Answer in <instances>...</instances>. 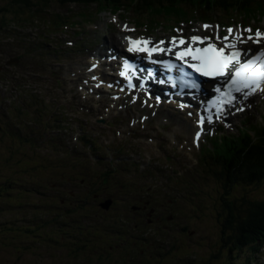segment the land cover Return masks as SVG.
Wrapping results in <instances>:
<instances>
[{
  "label": "snow or ice",
  "instance_id": "snow-or-ice-1",
  "mask_svg": "<svg viewBox=\"0 0 264 264\" xmlns=\"http://www.w3.org/2000/svg\"><path fill=\"white\" fill-rule=\"evenodd\" d=\"M205 27H207V26H205ZM228 31H229V34L232 33V29H229ZM246 31L250 32L251 30H246ZM262 37H264V33H262L260 30H257L255 32V39L251 35H249L247 37V39L253 40V42H259V40ZM205 39H207V38H200V37H196V36L191 37V41L193 43H196V42L203 43ZM227 39H228V37H224V40H227ZM236 39H240V34H237ZM129 43H130V45L131 44L139 45L142 43L147 44L148 41H131L130 40ZM161 43H163V41H161ZM172 43L175 46V44H176L175 38H173ZM179 43L184 44L185 41L181 39L179 41ZM225 48L235 49V44L234 43L233 44H225L224 47H221L219 49H217L214 44H209L205 48H195V49H193L191 46H189L183 52H177L176 58L183 60L185 56H191L193 60H198L200 62L199 66L197 64H190L189 65L190 67L195 69V71H198V72L202 71L204 75H212V74L223 75L225 69L228 67V65L230 63H232L233 61L239 63V57L241 55V52L239 50H235V51H232L228 54H225ZM132 50H133V48L129 47V51H132ZM137 50L143 51L144 49L140 48ZM155 50L156 49H152L151 51H155ZM159 50L171 52V48H169V49L161 48ZM151 51L149 52V54H151ZM255 62H260L261 66H262V70L259 74H257L254 71L253 75L250 79H251V83L255 84L256 87H259V81L264 80V51H261L258 55L254 56L247 63L241 64L240 69L237 70V72L235 73V76H240L241 70L251 69ZM232 83L233 84L236 83L235 79H233ZM244 86L248 87L249 85L245 84ZM236 90L239 91L240 89L237 88ZM254 90L255 89H253V91ZM221 95H223V93ZM217 111L220 112V111H222V109L218 108ZM203 120H204V118L201 117V123H203ZM208 120H209V122H211V117H208ZM198 136H199V133H197V137Z\"/></svg>",
  "mask_w": 264,
  "mask_h": 264
},
{
  "label": "rangeland",
  "instance_id": "rangeland-1",
  "mask_svg": "<svg viewBox=\"0 0 264 264\" xmlns=\"http://www.w3.org/2000/svg\"><path fill=\"white\" fill-rule=\"evenodd\" d=\"M52 1L58 6H60L62 3V1H60V0H52ZM118 1L119 0H115V5H118ZM74 5L79 9H88V7L82 8L81 6H78L77 4H74ZM89 7L92 10L96 8L95 4H92ZM100 8H101V10L102 9L104 10L103 13L102 12L100 13V16H102V14H109L108 16L113 15L111 9L109 8V6H106V4H105V6H104V4H101ZM212 8L215 9L214 7H212ZM20 10H21V8H20ZM163 11H164L163 9L157 8V12L155 14L160 15L161 13H163ZM119 13L121 14L122 11H119L118 13H114V15L112 17H109V18L110 19L114 18V16L118 17L117 18L118 22H116L117 24H120V23L122 24L123 23L122 21H128V26L129 25L134 26L135 23L139 24V22L149 25L148 20L143 21V20H140L139 18H136L134 20L133 18H130V17L128 18V20H126L125 18H121L120 15H118ZM126 15H127V13L125 12L124 16H126ZM160 18L163 19L164 23L162 24V26L164 27V25L167 26L169 24V21L172 18V16H169L167 18L164 15H162ZM137 26H139V25H137ZM170 28H171V26H170ZM120 130H121V135H124L123 128H121ZM207 182H212L211 187L200 188L199 189L200 192L198 193V196L204 202V207L202 209L203 216L209 221L217 220L219 218V215L223 217L226 213V210H227V208L225 210L223 209L225 206H228V208H231L230 203L229 204L223 203L224 199H226L227 197H230L229 193L233 194L234 196H238V197L247 193L246 187H243L241 184H233V185L229 184L228 185V184H224L222 182L214 181V179H212L211 177H209L207 179ZM213 188H215L217 190L216 194H212ZM211 189H212V191H210ZM213 228L214 229L216 228L215 223H213ZM218 229H219V227L216 230H218ZM193 248L194 249L200 248V246L196 243V241L193 242ZM209 248H211L210 245H209ZM40 249H42V248H40ZM220 250H223V249H220ZM121 259L126 260V258H121ZM72 260L73 259L70 258L69 262ZM115 260H116V258H114L111 255L108 258V264H114ZM204 260H206V259H204ZM60 262H61L60 259L54 258V259H50L48 262H45L43 264H57ZM92 264H98V261L94 260Z\"/></svg>",
  "mask_w": 264,
  "mask_h": 264
},
{
  "label": "bare ground",
  "instance_id": "bare-ground-1",
  "mask_svg": "<svg viewBox=\"0 0 264 264\" xmlns=\"http://www.w3.org/2000/svg\"><path fill=\"white\" fill-rule=\"evenodd\" d=\"M80 1H81V0H80ZM80 1H78V2L74 1V4H77L78 6H81L82 8L88 7V5H86V4H81L82 2H80ZM149 2L152 3V4H155V0H152V1L149 0ZM81 10L87 11L88 9H81ZM33 13H34V12H33ZM37 23L40 24L41 26L44 25V22H37ZM30 42H38V41H30ZM70 70L73 71L72 68H70ZM79 71H80V69L75 70V71H74V75H77ZM69 81H70V84H71V85H69V87L71 88V90H72L73 92H76V88H75L74 86H72L73 80H72L71 77H69ZM41 86H44V85H40V87H41ZM17 109H18V107L14 108V111H15V115H16V116H17V113H16V112H17ZM82 124H83V123H82L79 119H76L75 122H74L72 125H82ZM82 155H83V156H87L85 153H83ZM255 176H258V173H256ZM126 178H127V181H128V172H126ZM132 185L135 186L134 182H132ZM231 202H232V204H233V206H234L235 208H236L238 205H240L239 201H238L237 199H235L234 197L231 198ZM141 204H142L143 206H145V204H144L143 202H141ZM217 220H218V219H217ZM217 220H214L213 223H215ZM222 225L227 226V223H226V222H223ZM196 241H197V240H196ZM198 242H202V244H204V245H203V247H202L201 250L193 249V256H194V258L199 259V258L203 257L204 259H206L207 261L210 262V258L207 257V254H210V255H211V253H212V252L214 253V251H211V250H210V248H209V244H208L205 240L199 239ZM206 248H207V249H206ZM249 253H254V252L249 251V250L245 247V248H244V261H243L242 263H240V264H245V263H246V261H247V255H248ZM258 254H262L261 250H259ZM216 256L219 258V257H220V253L217 252ZM117 258H120V257L117 256ZM120 259H121V258H120ZM257 264H264V257H262L261 260L259 261V263H257Z\"/></svg>",
  "mask_w": 264,
  "mask_h": 264
},
{
  "label": "trees",
  "instance_id": "trees-1",
  "mask_svg": "<svg viewBox=\"0 0 264 264\" xmlns=\"http://www.w3.org/2000/svg\"><path fill=\"white\" fill-rule=\"evenodd\" d=\"M42 8L43 9L45 8V5L44 4L42 5ZM16 113H17V116L23 115V109L18 108ZM196 243L200 246V248H197V250H201L204 244H202V242H198V240L196 241ZM107 254L109 256L111 255L110 252H108ZM207 257L210 258V263H212V264H215L216 261L219 260V258L213 252L211 253V255L210 254H207ZM213 259L215 260V262L212 261ZM126 260H128V258H126Z\"/></svg>",
  "mask_w": 264,
  "mask_h": 264
},
{
  "label": "water",
  "instance_id": "water-1",
  "mask_svg": "<svg viewBox=\"0 0 264 264\" xmlns=\"http://www.w3.org/2000/svg\"><path fill=\"white\" fill-rule=\"evenodd\" d=\"M143 15H144V16H147V15H148V16H150V14H149V13H144ZM137 25H139V26H140V25H141V22H139V24H136V23L134 24V26H135V27H136Z\"/></svg>",
  "mask_w": 264,
  "mask_h": 264
}]
</instances>
